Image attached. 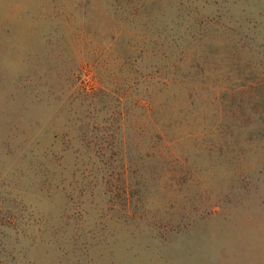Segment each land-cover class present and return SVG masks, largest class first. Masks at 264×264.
Returning <instances> with one entry per match:
<instances>
[{
    "label": "rangeland",
    "instance_id": "obj_1",
    "mask_svg": "<svg viewBox=\"0 0 264 264\" xmlns=\"http://www.w3.org/2000/svg\"><path fill=\"white\" fill-rule=\"evenodd\" d=\"M0 264H264V0H0Z\"/></svg>",
    "mask_w": 264,
    "mask_h": 264
}]
</instances>
